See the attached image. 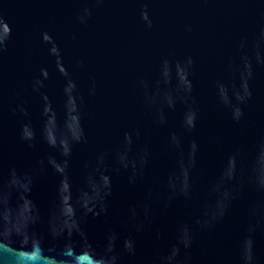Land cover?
Returning a JSON list of instances; mask_svg holds the SVG:
<instances>
[{"label":"water","instance_id":"water-1","mask_svg":"<svg viewBox=\"0 0 264 264\" xmlns=\"http://www.w3.org/2000/svg\"><path fill=\"white\" fill-rule=\"evenodd\" d=\"M0 264H264V0H0Z\"/></svg>","mask_w":264,"mask_h":264}]
</instances>
